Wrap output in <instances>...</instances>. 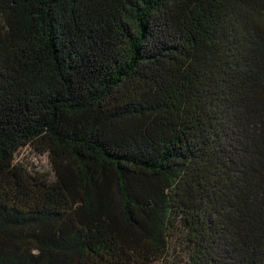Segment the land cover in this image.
Here are the masks:
<instances>
[{
	"label": "trees",
	"instance_id": "obj_1",
	"mask_svg": "<svg viewBox=\"0 0 264 264\" xmlns=\"http://www.w3.org/2000/svg\"><path fill=\"white\" fill-rule=\"evenodd\" d=\"M173 260L264 264V0H0V264Z\"/></svg>",
	"mask_w": 264,
	"mask_h": 264
},
{
	"label": "rangeland",
	"instance_id": "obj_2",
	"mask_svg": "<svg viewBox=\"0 0 264 264\" xmlns=\"http://www.w3.org/2000/svg\"><path fill=\"white\" fill-rule=\"evenodd\" d=\"M16 157L17 159H22L28 165L36 167L37 169L46 172L50 170L48 158L45 155L39 156L31 146H28L20 150L17 153ZM163 264H179V263L177 260H173V262H168V263L165 262Z\"/></svg>",
	"mask_w": 264,
	"mask_h": 264
}]
</instances>
